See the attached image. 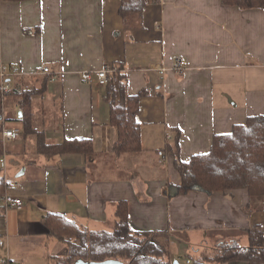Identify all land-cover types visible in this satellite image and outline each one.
<instances>
[{"label":"crops","instance_id":"crops-1","mask_svg":"<svg viewBox=\"0 0 264 264\" xmlns=\"http://www.w3.org/2000/svg\"><path fill=\"white\" fill-rule=\"evenodd\" d=\"M120 4L0 0V66L21 72L0 96V138L3 127L20 131L2 142L0 178L4 193L23 200L19 209L0 204V264L4 258L54 264L65 248L49 235L48 213L108 230L120 201L127 203L134 230L167 231L172 258L171 247L186 257L184 264L192 262L191 247L198 252L224 240L241 245L248 242L240 231L264 227V196L250 198L244 189L168 195L179 176L166 149L177 142L186 161L208 151L215 134L249 115H264V10L221 0H147L139 12L122 17ZM176 58L185 61L181 73L171 69ZM103 64L123 70L118 78L124 76L128 94L147 92L137 114L139 152L114 153L117 133L108 121L105 87L79 76ZM43 66L57 77L31 96L34 130L50 144L89 139L91 157L39 153L37 133L23 132L15 92L41 87Z\"/></svg>","mask_w":264,"mask_h":264},{"label":"trees","instance_id":"trees-1","mask_svg":"<svg viewBox=\"0 0 264 264\" xmlns=\"http://www.w3.org/2000/svg\"><path fill=\"white\" fill-rule=\"evenodd\" d=\"M120 1L119 15L122 17L139 12L147 2ZM221 1L224 5L242 9L264 10V0ZM51 77L46 75L39 88L15 92L21 111V116L17 119L21 121L25 134L36 132L32 124L31 96L42 93ZM123 77L119 75L115 83L110 80L103 95L108 108L109 124L117 133L113 145L116 155L142 150L137 114L140 98L147 92L142 90L136 94H128ZM36 133L39 153H79L86 157L93 155V143L89 139H64L62 143L50 144L41 132ZM166 149L172 154V163L179 176L177 185L167 186L170 196L186 194L191 190L213 193L234 189L246 190L250 198L264 196V115H249L243 123L234 124L230 131L215 134L208 151L195 154L186 161L179 157L177 142L173 147L167 145ZM2 151L0 138V154ZM5 188L4 179L0 178V195L4 194ZM115 216L112 230H91L64 215L48 213L43 221L49 235L61 241L66 249L64 254L53 256L54 264H75L79 259L88 262L110 259L125 264H172L174 259L169 251L170 234L167 231H150L144 234L134 230L128 222V208L124 201L118 202ZM240 232L247 238L246 246L236 241L205 246L192 255L191 264H264V227L252 226Z\"/></svg>","mask_w":264,"mask_h":264},{"label":"built area","instance_id":"built-area-1","mask_svg":"<svg viewBox=\"0 0 264 264\" xmlns=\"http://www.w3.org/2000/svg\"><path fill=\"white\" fill-rule=\"evenodd\" d=\"M185 61L183 58H176L174 60V64L172 66V70L177 73H181L184 69ZM158 70L161 73H164L166 71V68L159 67ZM123 70L117 66V65H109V64H103L100 68L96 70H82L79 73V76L86 81H93L95 80L96 83L100 86H106L107 83L112 80L113 82H117L118 80V74L122 72ZM21 72L13 67H10L6 64H2L0 66V95H4L10 90V78L17 77ZM41 73L44 75H50L51 80L56 79L57 73H52L50 68L48 66H43L41 68ZM3 97V96H2ZM20 134V131L18 129L13 128H5L3 127L1 129V138L2 142H5L7 140H14L16 139ZM158 156L162 160L163 158V152L159 150ZM160 160V161H161ZM6 163L5 154L2 152L0 154V169L3 168V166ZM0 204L5 208H16L19 209L23 205V200L19 196H15L10 193H4L3 195H0ZM190 260L187 259V263H189ZM3 264H14L11 260L8 258L2 259Z\"/></svg>","mask_w":264,"mask_h":264},{"label":"rangeland","instance_id":"rangeland-1","mask_svg":"<svg viewBox=\"0 0 264 264\" xmlns=\"http://www.w3.org/2000/svg\"><path fill=\"white\" fill-rule=\"evenodd\" d=\"M158 168H159V170L161 171V172H163V169L159 166V165H156ZM163 175H164V173H162ZM106 228L108 229V230H112V226H106ZM222 242H225V240L224 241H222ZM228 243V242H227ZM222 244H224V243H221V245ZM216 245H217V243H216ZM218 245H220V244H218ZM241 245H247V243L246 242H242V244ZM205 247V246H204ZM193 249L194 248H192L191 247V249L188 251V255H193L194 253H196V251H194L193 252ZM65 250L66 249H64L63 250V252L65 253ZM171 251H172V253H173V255L175 254V258L181 263V264H184V262H185V256H183L182 254H179V253H176L175 251H174V249L171 247ZM170 254H171V252H170ZM172 257H174V256H172ZM175 258H173V259H175Z\"/></svg>","mask_w":264,"mask_h":264},{"label":"water","instance_id":"water-1","mask_svg":"<svg viewBox=\"0 0 264 264\" xmlns=\"http://www.w3.org/2000/svg\"><path fill=\"white\" fill-rule=\"evenodd\" d=\"M75 264H125L122 261L119 260H104V261H99V262H88L84 260H76ZM172 264H181L177 259L173 260Z\"/></svg>","mask_w":264,"mask_h":264}]
</instances>
